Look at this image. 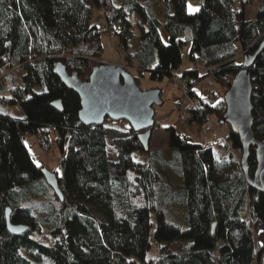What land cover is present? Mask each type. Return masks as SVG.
<instances>
[{"label": "trees", "instance_id": "16d2710c", "mask_svg": "<svg viewBox=\"0 0 264 264\" xmlns=\"http://www.w3.org/2000/svg\"><path fill=\"white\" fill-rule=\"evenodd\" d=\"M258 1L249 20L241 0H201L195 14H189L188 0H158L168 9L162 21L151 0H105L98 3L106 16L100 24L93 19L97 0H0V100L25 112L24 118L0 113V264H31L23 249L50 264H133L132 258L139 264H264V193L249 186L233 154L238 150L243 157L239 134L228 126L227 142L200 146L171 126L166 159L163 149L146 152L127 121L81 123V99L56 73L61 63L68 74L88 80L103 59L102 27L118 38L126 62L154 81L181 72L189 44L192 68L180 74L197 106L189 108V123L204 126L211 116L222 122L224 97L207 103L196 85L213 76L228 90L244 55L262 47L264 0ZM132 16L139 19L136 50L128 48L136 34ZM256 57L249 70L252 130L262 140L264 48ZM5 91L10 97L1 96ZM59 100L63 111L53 107ZM51 130L61 155L60 173L53 172L63 200L47 185L46 165L26 143L35 135L51 144ZM107 138L113 139L116 162L109 159ZM217 146L228 149L227 160L214 156ZM137 153L148 161L133 160ZM249 154L248 175L254 177V147ZM8 209L14 225L31 230L11 235ZM153 216L155 240L164 247L162 257L148 263ZM177 242L185 243L182 251L166 253Z\"/></svg>", "mask_w": 264, "mask_h": 264}, {"label": "water", "instance_id": "95a60500", "mask_svg": "<svg viewBox=\"0 0 264 264\" xmlns=\"http://www.w3.org/2000/svg\"><path fill=\"white\" fill-rule=\"evenodd\" d=\"M249 0H241L248 5ZM254 54L244 55L242 70L234 76L230 88L224 96L226 113L223 124H228L232 131L239 134L242 147L241 165L248 184L257 192L264 193V139H258L253 133V104L252 79L250 67L263 48L261 45ZM56 73L69 89L73 90L81 99L79 119L87 126H102L107 119L112 121H127L134 131L139 133L142 147L150 151V143L155 120V107L163 105L160 91H142L133 77L124 68L116 65L101 64L91 73L88 80L67 73L65 67L58 63ZM53 107L63 111L61 101L53 103ZM254 147L257 154V170L254 177L248 175V159L250 149ZM42 174L55 194L63 200L57 175L48 168H43ZM11 209L6 212L7 229L10 234L21 236L31 229L27 225H14L10 219Z\"/></svg>", "mask_w": 264, "mask_h": 264}, {"label": "rangeland", "instance_id": "374dc122", "mask_svg": "<svg viewBox=\"0 0 264 264\" xmlns=\"http://www.w3.org/2000/svg\"><path fill=\"white\" fill-rule=\"evenodd\" d=\"M254 1L251 4H248V6L246 8V11L250 12L252 19L255 18L257 8H258V3L256 1L255 2ZM104 2H105V0H97V3L93 7V10H94L93 19L95 21L97 19V21H99L100 24L105 23V20L102 19L103 18L102 12L100 10H98V7H99L98 3L103 4ZM116 2L118 3L119 0H116ZM200 2H201V0H188L187 6H188L189 14H195L200 9V7H201ZM236 4H238V0H236ZM190 5L193 9H198V10L190 11V9H189ZM167 11H168L167 7H165L164 5H162V6L159 5L158 14H159L160 18H162V21L165 20L164 16L166 15ZM131 19H132L131 20L132 28H133V30H135V32L138 36V35H140V30L138 29L137 19L135 16H132ZM104 35L105 36L102 37V42L104 45V52H103L104 54H103V59L100 62V65L104 64V65L120 66V67L124 68L127 72L135 74L136 76L139 77L138 85H139L140 89L144 92L149 91V90H156V89H159L162 91L161 97H162V101H163L162 104L163 105H157L155 107V115H156L155 126H156V128H154V131L152 133V140L150 143V147L152 149H155V150L163 149L165 152L164 158L170 159V157H171V148L169 147V137L170 136H168L166 129L171 127L172 125H174L176 127L177 132L180 134L182 132V127L180 125H177V123H179V122H181L183 125H185V129L189 130L190 133L196 135V136H192L194 139H197L198 135H200V136L203 135L206 131L203 129L210 126V123L213 124V128L216 130H219L223 127H226L227 130L229 131L228 124L222 125L220 123V120L215 116H212L210 120L208 119V122L203 126L204 128L202 126H199L198 124H194L191 122L189 123V120L191 117V114H190L191 112H189V108L191 107V101L192 100L190 98H188V96L186 95V92H184V82H182L181 79H179V85H176V83L173 82L168 77H166L162 81H160V80L154 81V80H151L149 72H146L145 76H141L138 73V70L130 71L133 69L132 67L135 65L130 66L126 62L125 57H124L123 64L120 63L122 56L124 54V52H122V51H119L120 53H118V50L120 48V46H119L120 42L117 41L116 37L113 36L112 34L108 33V34H104ZM161 35L163 36L165 44H169V39L167 38V34H166L164 29H161ZM111 37H113V38H111ZM190 50L191 49H190L189 44H186V46L183 47V51H182L183 64L180 68V71L182 73H186L188 71H191L192 65H191V62L189 60ZM18 75L21 76L22 73L18 72ZM215 81L212 80L211 77L201 79L200 82L196 85V90L198 92H201L202 95H205L206 94L205 91H207L208 88L215 87L219 93L218 98H221L222 96L224 97L225 94L227 93V90L225 91V87L223 85H220V86L217 85V83H215ZM180 82H181V87H180ZM1 96L4 98L10 97V93L5 91L1 94ZM0 113L5 114V115L7 114V115H10V116L15 117V118H17V117L18 118H24L25 117V112L22 110V108L19 105L13 106V105H10L8 103L5 104L1 100H0ZM34 137L36 138L35 135H29L26 138V143H27V146L30 149V151L32 153H34L37 157L40 154L38 153V150L35 147H33L30 143V141L32 140L31 138H34ZM56 138H57V135H56L55 131L51 130V133L49 136V140L51 142V144H50L51 149L49 151H47L45 149V144L43 142H40L39 140H37V145H38V148L42 149V151L44 153V154L40 155L41 156L40 158H42V156H44L43 160H44V164L46 165V167L51 172L55 171L59 174L60 173V163H59L60 162V155H59L60 152H59V148L57 146V143L55 142ZM193 138H192V140H194ZM107 139H108L107 150L109 152V159L111 161L116 162L117 161V151L114 149V146L112 143L113 139H111V138H107ZM201 140L202 139H200V141ZM227 141H228V138H226L222 141L216 142L215 145H218V143H220V142L223 143V142H227ZM230 148L232 151V145L231 144H230ZM233 154L236 155L238 157V159H240V161L242 160V157H241L240 152L238 150L233 152ZM214 156H216V158L218 160H221V161L227 160L229 158L228 149L226 147L223 148V147L217 146L214 149ZM133 160H135L136 162H138V161L139 162H146V161H148V156L147 155L141 156L138 153L133 154ZM36 214H37V216H39L40 212L36 211ZM152 222H153V227L151 230L152 235H151V240H150L152 247L146 255L148 263H150L153 260L160 259L163 255L162 249L164 247V243L160 244L155 240L154 231L156 229V223H155V217L154 216L152 217ZM184 246H185V243H183V242H177L174 244H170L167 246L166 253H168V254L179 253L180 251H182ZM21 251L29 259L31 264H50L49 262L44 261L43 259L38 257L35 253L32 254V253H30V251L25 250V249H23ZM128 261L133 263V264H139L133 258L128 260Z\"/></svg>", "mask_w": 264, "mask_h": 264}, {"label": "crops", "instance_id": "0c3cea01", "mask_svg": "<svg viewBox=\"0 0 264 264\" xmlns=\"http://www.w3.org/2000/svg\"><path fill=\"white\" fill-rule=\"evenodd\" d=\"M257 3H258V8L257 9H259V7H260V3H259V1L258 0H255ZM254 1V2H255ZM151 3H152V5H153V7H155V10H156V12H157V14H158V8H159V5L160 6H162V4L161 3H159L158 2V0H151ZM156 4V5H155ZM246 16H247V19H252V17H251V14H250V12L249 11H246ZM159 15V14H158ZM136 17V16H135ZM136 19H137V23H138V25H139V19L136 17ZM130 20H132V19H130ZM111 38H113V37H111ZM116 40L118 41V38L116 37ZM120 42V41H119ZM140 43H141V40H140V35H138L137 36V34H135V38L134 39H132V41L129 43V45H128V48H129V50H136V49H138L139 48V46H140ZM120 46V48H119V50H118V53H120L119 51H122L123 52V49H122V47H121V45H119ZM124 57H125V53L123 54V56H122V59H121V62L120 63H122L123 64V62H124ZM206 90V89H205ZM213 122V121H212ZM177 125H180L181 127H182V132L179 134L178 132V134L179 135H182V136H186V137H188V138H193L192 136H196V135H194V134H192V133H190V131L189 130H187V129H185V125H183L181 122H179V123H177ZM174 128H175V130H176V127L174 126V125H172ZM202 126V125H201ZM188 127V126H187ZM203 127V126H202ZM204 128V127H203ZM202 128V129H203ZM203 130H206L205 131V133L203 134V135H198L197 136V139H194L193 141L196 143V144H198V145H200V146H202V145H207V144H214L215 145V143L216 142H219V141H222V140H224V139H226V138H228L229 136H230V134H229V131L227 130V128L226 127H223V128H221V129H219V130H216V129H214L213 128V124L212 123H210V126H208V127H206V128H204ZM177 131V130H176ZM201 137V138H200ZM224 138V139H223ZM32 140L30 141V143H31V145L33 146V147H35L37 150H38V153L40 154V155H42V154H44L43 153V151H42V149H40V148H38V145H37V140H38V137H34V138H31ZM200 139H202L201 141H200ZM36 145V146H35ZM40 155H38L37 156V160H38V163H42V164H44V156H42V158H40L41 156ZM59 155H60V153H59ZM61 156V155H60ZM48 157V156H47ZM46 160V159H45ZM47 161V160H46ZM48 162V161H47ZM52 162V161H51ZM46 163V162H45Z\"/></svg>", "mask_w": 264, "mask_h": 264}, {"label": "built area", "instance_id": "2783aa9c", "mask_svg": "<svg viewBox=\"0 0 264 264\" xmlns=\"http://www.w3.org/2000/svg\"><path fill=\"white\" fill-rule=\"evenodd\" d=\"M257 10H258V9H257ZM102 14H103V18H102V19L105 20V19H106V16H105L104 12H102ZM99 32H101V33H103V34H108V33H109V32L107 31V28H106V27H102L101 29L99 28ZM132 68H133L132 70H130L129 68H128V69H129L130 71H134V70L136 71V70H139V68H138L137 65L133 66ZM180 74H181V73H180L179 71L174 72V73L172 74L171 80H172L173 82H175L176 85H179ZM211 78H212V80H214V77H213V76H212ZM177 81H178V82H177ZM214 81H215V80H214ZM180 87H181V82H180ZM205 92H206V94L203 95V97H204V99H205V102H207V103H211L212 99H214V98H217L218 100L223 99V96H222L221 98H218L219 93H218V90H217L215 87H210V88H208L207 91H205ZM191 107L194 108V109H196V108H197L196 103H194V102L191 101ZM211 117H212V116H211ZM211 117H208L207 120H208V119L210 120ZM42 141H43L44 144H45V149H46L47 151H49V150L51 149L50 144L47 143V142H45V138H44V137H42Z\"/></svg>", "mask_w": 264, "mask_h": 264}, {"label": "snow or ice", "instance_id": "6c2138e0", "mask_svg": "<svg viewBox=\"0 0 264 264\" xmlns=\"http://www.w3.org/2000/svg\"><path fill=\"white\" fill-rule=\"evenodd\" d=\"M189 9H190V11H196V10H198V9H193V8L191 7V5L189 6Z\"/></svg>", "mask_w": 264, "mask_h": 264}]
</instances>
